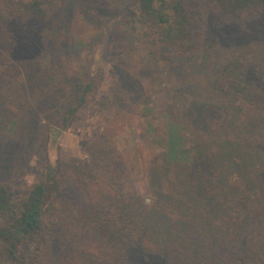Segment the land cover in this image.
Instances as JSON below:
<instances>
[{
    "label": "rangeland",
    "instance_id": "obj_1",
    "mask_svg": "<svg viewBox=\"0 0 264 264\" xmlns=\"http://www.w3.org/2000/svg\"><path fill=\"white\" fill-rule=\"evenodd\" d=\"M135 2L50 0L52 14H48L46 25L53 52L38 48L31 65L17 62L14 39L0 42V184L10 187L17 202L35 181L58 179L61 183L47 219L51 253L47 251L42 264L209 261L211 233L188 242L171 232L168 240L154 241L145 232L130 246L118 242L111 230L98 231L106 216L105 205L117 198L124 208L134 205L149 222L150 231L162 223L166 229L183 223L192 225L189 232L200 234L199 229L206 230L202 223L217 228L222 225L217 222L224 213L221 207L218 217L209 213L214 201L202 210L196 208L191 217L175 205L179 194L190 191L200 174L207 181L212 179L207 163L212 148L198 132L195 118L204 110L214 108L217 113L231 107L208 91L200 81L201 74L193 71L200 63L197 51L212 12L207 5L195 7L198 36L185 45L199 46L184 54L183 47L149 44L139 20H130L126 14ZM257 59L254 56V64ZM47 73L55 76L58 84L42 94L44 85H36L35 79ZM79 80L93 82L94 91L64 124L67 96ZM7 82L16 91L9 98L2 93ZM262 155L257 149L256 160ZM83 169L94 179L86 177L87 184L79 186L73 177ZM100 195L106 200L96 214L85 219L81 212L91 203L89 199ZM184 195L190 207L192 196ZM202 215L201 223L195 220ZM189 218L191 222L186 223ZM247 235L252 241L253 234Z\"/></svg>",
    "mask_w": 264,
    "mask_h": 264
},
{
    "label": "trees",
    "instance_id": "obj_2",
    "mask_svg": "<svg viewBox=\"0 0 264 264\" xmlns=\"http://www.w3.org/2000/svg\"><path fill=\"white\" fill-rule=\"evenodd\" d=\"M49 3L50 0H0V42L6 44L10 38L14 39L12 48L18 52L14 56L19 64L31 65L38 48L42 47L45 53L53 52V47L48 45L50 35L46 25L48 14H52ZM201 4L207 5L212 16L197 51L200 63L193 71L201 74L200 81L208 91L231 107L217 113L214 108L204 110L202 116L198 114L195 118L198 132L212 148L207 157L212 179L207 181L200 174L192 189L184 192L192 196L190 207L184 193L179 194L175 205L193 216L196 208L202 210L214 201L209 213L216 218L221 207L224 213L217 222L222 225L217 228L210 227L208 222L202 223L206 230L199 229L200 234L189 232L192 225L183 223L168 229L162 223L159 229L150 231L149 222L140 217L134 205L126 204L124 208L117 198L105 205L106 216L97 230H111L118 242L130 246L137 244L145 232L154 241L168 240L171 232L188 242L195 236L211 233L206 264H264V151L261 147L264 146V0H136L135 9L129 8L126 14L130 20H139L152 47H183L185 54L199 46V43L197 46L185 43L198 36L194 11ZM254 56H258L255 64ZM35 80L36 85L43 83L42 94H48V89L58 84L56 77L49 73ZM9 87L7 82L2 89L7 98L16 92ZM93 91V82L79 80L72 86L66 100L64 124ZM237 101L238 105L232 107ZM257 149L263 154L258 161ZM81 173L73 177L79 186L87 184L86 177L94 179L89 170L83 169ZM207 183H210L208 187ZM60 185L58 179L35 181L16 202L10 187L0 184V264H42L47 251L51 253L47 219ZM103 200L105 195L89 199L91 203L81 212L83 217L96 214ZM203 218L202 215L195 220L201 223ZM190 222L189 218L186 223ZM77 232L82 234L79 229ZM247 233L253 234L252 241H248L251 234ZM195 249H199L198 244ZM138 260L142 261L141 255Z\"/></svg>",
    "mask_w": 264,
    "mask_h": 264
}]
</instances>
